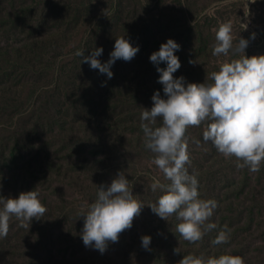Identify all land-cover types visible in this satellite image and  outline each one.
Returning <instances> with one entry per match:
<instances>
[{"label": "rangeland", "instance_id": "1", "mask_svg": "<svg viewBox=\"0 0 264 264\" xmlns=\"http://www.w3.org/2000/svg\"><path fill=\"white\" fill-rule=\"evenodd\" d=\"M228 21L234 42L248 39L247 56L264 55V0H0V196L36 189L46 207L28 227L10 218L0 264H178L188 254L224 253L264 264V161L255 172L238 167L203 141L204 123L187 128L186 167L199 180V197L217 202L207 221L217 227L189 242L176 231L174 214L165 220L150 207L164 191L151 184L170 181L153 163L141 128L155 91L166 98L149 57L172 38L182 46L174 77L212 83L213 71L242 55L212 54L216 30ZM119 37L140 50L130 61L116 60L110 79L75 55L103 47L97 58L104 63ZM160 124L157 118L152 127ZM119 172L144 206L101 253L83 243V214ZM225 224L228 241L213 244ZM144 235L152 238L147 249Z\"/></svg>", "mask_w": 264, "mask_h": 264}, {"label": "clouds", "instance_id": "2", "mask_svg": "<svg viewBox=\"0 0 264 264\" xmlns=\"http://www.w3.org/2000/svg\"><path fill=\"white\" fill-rule=\"evenodd\" d=\"M243 25L247 28V24ZM248 45V39L243 37L234 42L231 21L219 25L212 54L242 55L223 62L218 71H213L210 74L212 83L187 82L184 76L174 77L181 67L176 52L182 46L172 38L149 57L157 65L158 82L163 85L166 98L161 97L159 90L155 91L153 106L143 108L141 128L146 148L155 153L153 163L170 181L164 184L157 179L151 184L153 191L157 188L164 191L150 207L165 220L174 214L179 221L176 231L189 242L201 240L206 231L217 227L214 222H207L217 202L199 197V180L186 167L190 160L187 128L204 123L203 141L211 142L226 158L235 157L240 162L238 167L247 166L255 172L264 161V55L247 56ZM139 50V46H133L129 39L119 37L104 63L97 58L102 55L103 47L95 48L90 56H85L83 50H77L75 55L110 79L114 75L111 68L116 60L130 61ZM162 62L166 67H159ZM157 118L161 119V124L154 128L152 125ZM128 185L127 177L119 172L106 189L98 187L97 199L83 214L85 221L81 236L85 246L104 253L109 241L118 242L120 233L133 226L134 218L144 205L135 198ZM45 212L46 207L36 189L21 192L18 198L0 196V237L7 236L12 216L19 220L20 226L28 227L33 218L40 219ZM230 232L225 224L212 243H226ZM151 239L149 235L142 236V246L147 249ZM174 252L179 253V247ZM178 264H243V261L240 256L227 253L207 259L188 254Z\"/></svg>", "mask_w": 264, "mask_h": 264}]
</instances>
